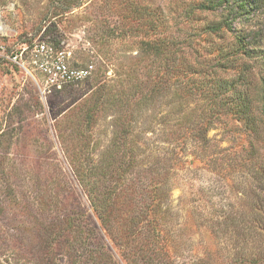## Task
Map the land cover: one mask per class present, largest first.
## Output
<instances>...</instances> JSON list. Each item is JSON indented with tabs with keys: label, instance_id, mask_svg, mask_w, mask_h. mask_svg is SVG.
I'll list each match as a JSON object with an SVG mask.
<instances>
[{
	"label": "rangeland",
	"instance_id": "obj_1",
	"mask_svg": "<svg viewBox=\"0 0 264 264\" xmlns=\"http://www.w3.org/2000/svg\"><path fill=\"white\" fill-rule=\"evenodd\" d=\"M183 1L187 0H76V4L68 0H0V22L6 27L0 32V42L10 46L22 40L51 38L69 51L73 63L94 65L89 78L60 90L46 89L41 75L32 67V75L20 68H6L0 73V264L25 263V255L43 251L45 240L50 238L49 222L58 225L57 218L66 212L77 221L82 218L92 223L112 256L111 264H128L122 256L128 251L122 237L123 219L118 215L113 218L110 235L76 176L79 170L100 179L102 161L118 160L123 146L119 151L114 145L121 129L116 121L126 112L107 103L108 98L91 119L86 111L103 83L113 89L123 87L121 82L128 77L129 67L138 62L140 42L148 27L145 6L156 10V15L166 16L163 28L177 30L183 26ZM168 111L166 101L159 100L135 112L140 164L149 165L158 154L168 158L174 155L171 145L163 141L174 124L173 120L164 122ZM208 135L221 147L230 145L235 137L238 141L240 136L230 126L213 128ZM194 146L190 140L183 148L184 155L177 147L175 160L161 162L172 176L169 184H175L168 190L166 201L171 207L173 229L179 234L172 258H166L172 263L167 260V264H228L226 255L241 248L243 238L210 230L213 227L207 209L212 204L201 200L205 194L199 187L216 180L203 163L192 162ZM203 152L208 162V152ZM238 176L240 179L230 185L231 199L227 194L219 199L221 193L213 189L214 200L219 201L216 206L225 202L227 209H235L237 215L263 232L264 223L250 211L256 201L249 185L244 186L249 181ZM16 192L19 197L10 200ZM228 199L233 207L227 205ZM261 239L264 246V234ZM238 240V249H232ZM140 241L131 242V249Z\"/></svg>",
	"mask_w": 264,
	"mask_h": 264
},
{
	"label": "trees",
	"instance_id": "obj_2",
	"mask_svg": "<svg viewBox=\"0 0 264 264\" xmlns=\"http://www.w3.org/2000/svg\"><path fill=\"white\" fill-rule=\"evenodd\" d=\"M148 7L144 8L148 27L140 42L138 62L129 67L128 77L121 82L123 87L113 89L103 83L86 111L91 119L108 98L107 103L126 112L116 121L121 129L114 137L119 151L123 146L122 154L116 157L118 160L102 161L100 179L79 170L76 176L110 235L113 218L118 215L123 219L122 237L128 251L122 256L128 264H167L179 234L173 229L171 207L166 201L168 190L175 184H169L172 176L161 162L175 160L177 147L184 155L183 148L191 140L195 145L192 162L203 163L216 180L199 187L206 196L201 200L212 204L207 210L213 228H208L243 238L241 248L238 240L232 246L238 250L224 254L228 264H264V231L256 230L235 209H227L225 202L217 207L219 201L214 200L213 190L221 193L219 199L223 194L231 199L230 185L241 175L249 181L244 186L249 185L256 201L251 214L264 223V0L183 1V26L177 30L163 28L166 16L156 15L157 11ZM47 41L60 46V41ZM159 100L169 107L164 122L174 121L163 140L171 145L174 157L158 154L149 165L140 164L135 112ZM220 126L235 128L239 140L235 137L234 143L221 147L208 135ZM120 138L123 140L118 141ZM203 149L208 152V162ZM13 195L10 200L15 201L18 192ZM227 205L233 207V202ZM57 221L58 225L53 221L48 224L50 238L45 240L44 250L25 255L21 264H111L112 256L92 223L82 218L77 221L68 212ZM139 238V245L131 249L130 243L135 244ZM56 253L60 255L56 257Z\"/></svg>",
	"mask_w": 264,
	"mask_h": 264
},
{
	"label": "built area",
	"instance_id": "obj_3",
	"mask_svg": "<svg viewBox=\"0 0 264 264\" xmlns=\"http://www.w3.org/2000/svg\"><path fill=\"white\" fill-rule=\"evenodd\" d=\"M30 67L41 75L46 89L55 90L89 78L94 70L91 63H73L62 44L56 47L44 39L22 40L10 46L0 42V73L6 68H20L32 75Z\"/></svg>",
	"mask_w": 264,
	"mask_h": 264
},
{
	"label": "bare ground",
	"instance_id": "obj_4",
	"mask_svg": "<svg viewBox=\"0 0 264 264\" xmlns=\"http://www.w3.org/2000/svg\"><path fill=\"white\" fill-rule=\"evenodd\" d=\"M5 26H4V24L2 23V22H0V32L2 31V30H5Z\"/></svg>",
	"mask_w": 264,
	"mask_h": 264
}]
</instances>
